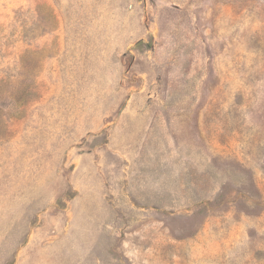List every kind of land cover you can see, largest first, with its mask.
<instances>
[{"label":"rangeland","instance_id":"rangeland-1","mask_svg":"<svg viewBox=\"0 0 264 264\" xmlns=\"http://www.w3.org/2000/svg\"><path fill=\"white\" fill-rule=\"evenodd\" d=\"M0 264H264V0H0Z\"/></svg>","mask_w":264,"mask_h":264}]
</instances>
